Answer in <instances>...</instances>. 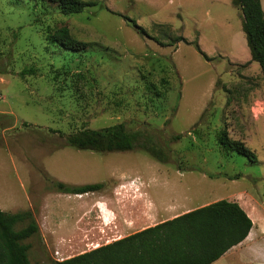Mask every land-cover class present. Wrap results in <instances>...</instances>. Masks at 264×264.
I'll return each instance as SVG.
<instances>
[{"label": "rangeland", "instance_id": "374dc122", "mask_svg": "<svg viewBox=\"0 0 264 264\" xmlns=\"http://www.w3.org/2000/svg\"><path fill=\"white\" fill-rule=\"evenodd\" d=\"M84 1L95 5L66 16L55 4L0 0L3 210H29L31 198L59 189V176L108 188L116 172L127 170L129 179L153 177L150 193L159 201L169 202L187 182L199 193L197 202L231 201L235 194L254 204L264 222V76L257 62L231 61L240 50L234 34L246 38L233 0ZM130 20L147 34L141 36ZM47 25L67 26L75 38L91 43L89 50L71 53L48 45ZM179 36L184 39L174 42ZM26 67H36L37 74L20 76ZM121 122L154 133L170 162L141 149L96 152L66 142L79 129ZM222 129L244 142L256 161L223 150ZM178 134L181 139L171 142ZM259 239L264 250V232ZM23 242L30 244L34 263L62 261L38 233Z\"/></svg>", "mask_w": 264, "mask_h": 264}, {"label": "trees", "instance_id": "16d2710c", "mask_svg": "<svg viewBox=\"0 0 264 264\" xmlns=\"http://www.w3.org/2000/svg\"><path fill=\"white\" fill-rule=\"evenodd\" d=\"M26 1L33 2L35 7L41 3L55 4L66 16L83 13L88 6L95 5V2L84 0ZM233 3L242 14L250 62H257L264 76V9L261 0H233ZM130 22L141 36L147 34L135 21ZM44 37L48 45L65 52H87L91 46V43L75 38L67 26L47 25ZM183 39L179 36L174 42ZM197 47L207 58L198 44ZM36 74V67H26L19 73L22 77ZM181 137V134L175 135L171 142ZM65 139L78 149L96 152L141 149L162 163L170 162V155L154 133L131 129L124 122L97 129L82 128L66 135ZM218 144L227 152L244 154L256 161L255 153L244 142L231 140L226 130L220 131ZM58 187L65 192L84 193L99 190L103 184L68 187L59 183ZM26 222L25 227L16 229L17 224ZM252 227L253 220L237 201L219 199L113 243L62 261L52 260L49 264H211L244 241ZM36 233H39V226L31 210L7 212L0 208V264H38L28 256L30 244L23 242Z\"/></svg>", "mask_w": 264, "mask_h": 264}, {"label": "crops", "instance_id": "0c3cea01", "mask_svg": "<svg viewBox=\"0 0 264 264\" xmlns=\"http://www.w3.org/2000/svg\"><path fill=\"white\" fill-rule=\"evenodd\" d=\"M261 3L264 9V0ZM235 35L238 36L240 50L232 55L231 61L243 64L250 62L246 38L239 33H235L234 38ZM115 175L117 181L108 188H104V184L99 190L84 193L65 192L56 188L39 195L37 199L31 198L29 210L33 212L39 226L38 234L51 250L53 258L64 260L79 255L96 248L95 245L87 249L86 244L113 243L222 199L197 202L199 193L193 192L192 187L185 182L181 184L182 187L177 186V189L182 190L175 193L169 202H162L151 196L153 177L131 175L129 179L127 170L116 172ZM56 180L57 186L59 183L68 187L96 184L74 179L72 175L67 178L59 176ZM231 201H237L242 206L253 220V227L244 241L211 264H264V250L258 249L260 235L264 232L263 219H260L254 204L245 205L235 194ZM79 249L81 251L75 255Z\"/></svg>", "mask_w": 264, "mask_h": 264}]
</instances>
